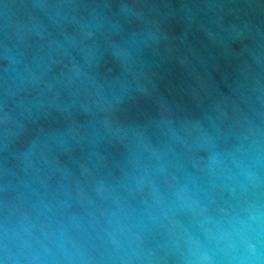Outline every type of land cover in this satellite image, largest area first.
I'll return each mask as SVG.
<instances>
[{
    "label": "water",
    "instance_id": "1",
    "mask_svg": "<svg viewBox=\"0 0 264 264\" xmlns=\"http://www.w3.org/2000/svg\"><path fill=\"white\" fill-rule=\"evenodd\" d=\"M0 264H264V0H0Z\"/></svg>",
    "mask_w": 264,
    "mask_h": 264
}]
</instances>
